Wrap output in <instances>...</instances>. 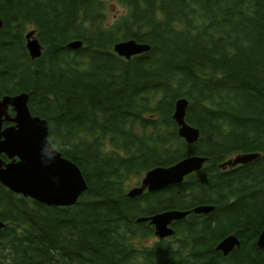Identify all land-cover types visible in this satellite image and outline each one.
I'll use <instances>...</instances> for the list:
<instances>
[{
  "label": "trees",
  "instance_id": "trees-1",
  "mask_svg": "<svg viewBox=\"0 0 264 264\" xmlns=\"http://www.w3.org/2000/svg\"><path fill=\"white\" fill-rule=\"evenodd\" d=\"M0 0V96L26 92L50 141L80 166L88 190L72 207H48L0 183V258L10 264H264V0ZM44 46L32 60L25 34ZM152 46L125 60L120 41ZM81 40L73 51L68 43ZM187 98L189 145L173 120ZM261 157L220 165L239 154ZM192 155L205 167L178 186L130 199L131 182ZM140 184V183H139ZM138 184V185H139ZM137 185V186H138ZM168 200H170L168 202ZM213 205L175 222L169 240L137 218ZM157 207V208H156ZM161 207V208H158ZM241 246L217 250L229 235Z\"/></svg>",
  "mask_w": 264,
  "mask_h": 264
},
{
  "label": "water",
  "instance_id": "water-1",
  "mask_svg": "<svg viewBox=\"0 0 264 264\" xmlns=\"http://www.w3.org/2000/svg\"><path fill=\"white\" fill-rule=\"evenodd\" d=\"M4 20L0 17V29ZM26 48L32 60L39 59L44 52V46L35 31L26 34ZM84 46L81 40L68 43L67 48L77 51ZM115 54L130 60L133 57L146 54L152 46L136 40L120 41L114 45ZM30 95L22 92L16 95H6L0 99V129L3 119L15 126L0 131V183L12 193L30 198L48 207H72L88 190V182L80 166L64 157L63 153L54 147L50 141V123L39 116H34L29 107ZM12 107L15 116L9 115ZM189 100L180 98L175 104L173 120L179 128V136L189 145L196 144L200 139V130L187 123ZM6 154L14 160L6 164L1 155ZM261 157L259 153L239 154L220 165V169H233L248 165ZM18 159L16 161L15 159ZM209 158L192 155L176 164L159 166L145 174L142 182L127 192V197L135 199L148 193H158L173 186L181 185L190 175L201 171ZM216 209L213 205H199L192 210H169L152 216H141L136 223H149L155 227V234L161 240L175 235L173 224L188 216L209 215ZM6 228V223L0 221V231ZM241 246L237 235H229L217 246L224 256H229ZM257 247L264 249V230L260 234Z\"/></svg>",
  "mask_w": 264,
  "mask_h": 264
},
{
  "label": "rangeland",
  "instance_id": "rangeland-1",
  "mask_svg": "<svg viewBox=\"0 0 264 264\" xmlns=\"http://www.w3.org/2000/svg\"><path fill=\"white\" fill-rule=\"evenodd\" d=\"M109 2H108V10H107V17H108V22H109V24H111V23H113L114 22V20H115V18L117 17V16H119V15H121V14H124L125 12H126V10L120 5V4H118L117 2H116V0H108ZM28 32H30V31H28ZM27 32V33H28ZM26 33V34H27ZM26 34H25V37H26ZM26 39V38H25ZM235 157V156H234ZM145 177V175L143 176V178ZM143 178H141V179H136V180H133L132 182H131V185H129V189L127 190V192L131 189V188H133V187H135V186H137L139 183H141L142 182V180H143ZM170 200H168V202H169ZM157 208V207H156ZM158 208H161V207H158ZM155 243V239L153 238V239H150L148 242H147V244L148 245H150V246H152L153 244ZM13 258H14V256H9V253H6V252H4L3 254H2V257L0 258V264H10V262H12L13 261Z\"/></svg>",
  "mask_w": 264,
  "mask_h": 264
},
{
  "label": "flooded vegetation",
  "instance_id": "flooded-vegetation-1",
  "mask_svg": "<svg viewBox=\"0 0 264 264\" xmlns=\"http://www.w3.org/2000/svg\"><path fill=\"white\" fill-rule=\"evenodd\" d=\"M5 96V95H4ZM4 96H0V99L1 98H3ZM9 115L11 116V117H14L15 116V111H14V109L12 108V107H10V109H9ZM13 126H15V124L14 123H12V122H9V121H6V119L4 118L3 119V123H2V127H1V129H0V131H5L6 129H8V128H10V127H13ZM0 141H1V139H0ZM52 143V142H51ZM55 147V146H54ZM56 148V147H55ZM57 149V148H56ZM1 159L6 163V164H8V163H11L12 161H14V160H12V159H10L9 158V156L8 155H6V154H2L1 155ZM16 161H18V159L16 158L15 159ZM146 193H148V192H146ZM192 210V209H191ZM166 211H169V210H166ZM162 212H165V211H162ZM162 212H157V213H155V214H158V213H162ZM155 214H152V215H155ZM152 215H149V216H152ZM138 219V218H137ZM138 224V223H137ZM142 224V223H141ZM175 224V223H174ZM174 224H173V228L175 229V227H174ZM152 226V225H151ZM154 227V226H153ZM154 229H155V227H154ZM175 234H176V230H175ZM174 236V235H173ZM155 243H160V242H163V241H166V240H169L170 239V237L169 238H166V239H163V240H161L159 237H157V235L155 234ZM237 249V248H236Z\"/></svg>",
  "mask_w": 264,
  "mask_h": 264
}]
</instances>
